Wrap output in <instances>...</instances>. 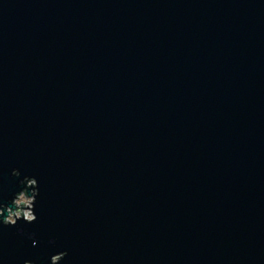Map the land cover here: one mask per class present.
<instances>
[{
  "label": "water",
  "instance_id": "1",
  "mask_svg": "<svg viewBox=\"0 0 264 264\" xmlns=\"http://www.w3.org/2000/svg\"><path fill=\"white\" fill-rule=\"evenodd\" d=\"M24 175L0 264H264V0H0V202Z\"/></svg>",
  "mask_w": 264,
  "mask_h": 264
},
{
  "label": "clouds",
  "instance_id": "2",
  "mask_svg": "<svg viewBox=\"0 0 264 264\" xmlns=\"http://www.w3.org/2000/svg\"><path fill=\"white\" fill-rule=\"evenodd\" d=\"M11 174L20 177L21 171L19 168H13ZM20 184L24 185V187L14 194L10 202H0V224L5 226L16 225L21 218L31 223L37 219L34 207L39 194L38 180L34 176L24 175L20 180ZM5 212L7 213L6 215L4 214ZM35 243L36 241L33 240L34 245ZM50 243H54V241H50ZM66 255L67 250L53 254L50 258L51 264H59ZM24 264H33V262L26 260Z\"/></svg>",
  "mask_w": 264,
  "mask_h": 264
}]
</instances>
